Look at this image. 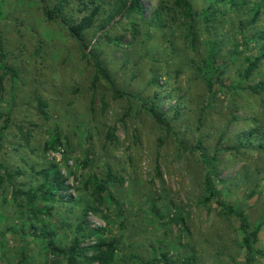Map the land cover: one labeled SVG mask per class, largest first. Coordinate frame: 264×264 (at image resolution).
I'll return each instance as SVG.
<instances>
[{
  "label": "rangeland",
  "instance_id": "1",
  "mask_svg": "<svg viewBox=\"0 0 264 264\" xmlns=\"http://www.w3.org/2000/svg\"><path fill=\"white\" fill-rule=\"evenodd\" d=\"M189 1L193 17L177 0H142L141 14L45 0L67 23L99 4L79 42L41 0H0V163L13 174L0 168V264H67L48 240L68 247L80 222L88 254L115 240L111 264H246L240 212L264 250V0ZM55 172L64 198L32 213L14 190L40 196Z\"/></svg>",
  "mask_w": 264,
  "mask_h": 264
},
{
  "label": "trees",
  "instance_id": "2",
  "mask_svg": "<svg viewBox=\"0 0 264 264\" xmlns=\"http://www.w3.org/2000/svg\"><path fill=\"white\" fill-rule=\"evenodd\" d=\"M45 3L44 5V11L45 15L49 20H57L61 23H63L67 29L70 31V33L79 41H83L82 38V31L87 25H90L93 21L94 16L98 13V5L94 7L92 12L89 15H85L81 18L79 22L76 23H67L65 18L62 16L61 11V4L49 6L45 2V0H41ZM177 4L182 9L183 15L187 17H193L197 12L192 9L191 3L189 0H177ZM132 10L139 14L143 12V3L142 0H117L116 4L114 5L113 14L121 13L123 10ZM199 14H202L205 16L206 13L204 11H200ZM212 47L209 51V58L213 56L212 54ZM208 58V59H209ZM257 60H263L264 61V49L261 50L260 54L256 57ZM94 63L96 65V69L98 72L102 75V77L107 80L109 83L112 82V78L104 65V63L101 61V59L98 56L94 57ZM210 63V61H209ZM256 62H250L248 66V70H251L255 66ZM207 74V73H206ZM209 74L206 75V79L208 83L211 84V80L209 79ZM148 108L151 111V113L154 115V117L162 123L164 126H168V121L164 115V112L158 107V105L155 102L148 103ZM7 121L3 126L0 127V135L3 133L4 129L7 127ZM58 138L55 137L53 143H57ZM0 168H4L5 170V176L8 182L13 185L11 178L12 173L7 171L5 165L3 163H0ZM206 185L209 191L210 195L214 194L213 187L211 186V182L209 178H206ZM97 189H102V184L97 183ZM66 187L65 180L61 177V174L59 172H55L54 176L51 180L47 179L43 184L40 186V188H45V190L42 192L40 196H38V190L35 188H30L27 190H14V194L16 192H20L21 194L25 195L26 203L30 209V211L34 214L40 212L39 208L36 206L35 199L38 197L42 198L46 201H54L58 197L64 198V194L58 193V190L63 189ZM39 189V188H38ZM40 190V189H39ZM224 203V202H223ZM223 207L226 208L229 212H233V208L229 206L228 204L224 203ZM93 209L91 206H86L84 208L83 214H82V220L87 217L88 212ZM240 217V227L243 231V243L246 249V264H252L253 263V256L252 254L254 252L260 253L264 255V250H257L255 249L253 245V241L255 240L257 236L258 227L252 230H249V224L247 217L243 214V212L239 213ZM76 232L80 234V236H75L72 242L68 247H58L53 244V241L50 239L48 240V245L50 248L54 251H57L59 254H63L66 257L67 264H111L114 252L116 249V244L114 239H103L99 238V240L90 246L92 249V253L88 254V251L86 248L81 247V236L83 237H89L91 234L85 233L84 228L81 227V222L77 224L76 226ZM52 264H59L57 260L53 261Z\"/></svg>",
  "mask_w": 264,
  "mask_h": 264
}]
</instances>
